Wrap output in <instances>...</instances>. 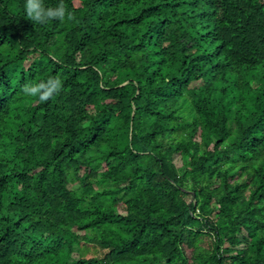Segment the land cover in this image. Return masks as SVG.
Wrapping results in <instances>:
<instances>
[{"label": "trees", "instance_id": "trees-1", "mask_svg": "<svg viewBox=\"0 0 264 264\" xmlns=\"http://www.w3.org/2000/svg\"><path fill=\"white\" fill-rule=\"evenodd\" d=\"M24 3L0 0V264H264V0Z\"/></svg>", "mask_w": 264, "mask_h": 264}, {"label": "clouds", "instance_id": "clouds-1", "mask_svg": "<svg viewBox=\"0 0 264 264\" xmlns=\"http://www.w3.org/2000/svg\"><path fill=\"white\" fill-rule=\"evenodd\" d=\"M24 11L29 20L35 24H46L51 20L63 22L65 18L72 19L63 0L55 7H46L43 0H25ZM62 88V81L58 77H49L36 83H25L21 91L29 97H37L40 102H46Z\"/></svg>", "mask_w": 264, "mask_h": 264}]
</instances>
